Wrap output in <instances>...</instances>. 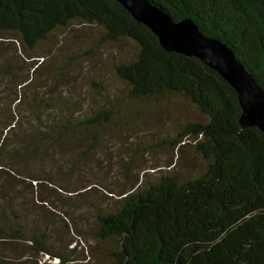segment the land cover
I'll use <instances>...</instances> for the list:
<instances>
[{
    "label": "trees",
    "instance_id": "16d2710c",
    "mask_svg": "<svg viewBox=\"0 0 264 264\" xmlns=\"http://www.w3.org/2000/svg\"><path fill=\"white\" fill-rule=\"evenodd\" d=\"M150 1L173 21L190 19L204 36L225 44L264 89V0ZM74 25L99 33L81 57L97 58L102 46L124 42L135 51L131 60L113 67L120 89L107 90L101 82L88 80L89 91L102 106L87 116L79 113L78 99L64 100L61 91L54 97L43 95L34 77L40 70L30 75L34 62L30 69L18 66L19 58L40 55L36 50L50 35L69 33ZM4 54L11 55L6 57L10 61L1 60ZM64 67L62 61L55 64L59 82ZM4 81L17 86L15 98L20 100L8 102L0 90V165L7 159L21 166L20 178H29L30 166L36 165L32 153L47 152L49 141L54 146L63 140L80 145L84 158H91L108 126L128 122L133 114L143 113V105L173 96L193 105L205 121L181 124L166 144L176 153L188 148L206 165L201 173L185 178L162 174L155 181L146 176L141 182H126L115 203L105 208L83 198L91 188L80 193L75 188L82 186L72 183L71 173L55 178L42 171L33 173L29 187L34 204L24 205L25 198L18 197L25 193L14 183L18 178L0 169V264H47L38 261L42 255L58 264H74L67 256L75 250L65 255L48 242H65V235L74 231L101 245L104 253H97V259L107 264H264V134L254 126L240 128L236 92L215 71L194 57L164 51L157 37L118 2L0 0V82ZM53 108L59 119L50 121L46 116ZM20 114L30 117L27 129L32 134L17 137L24 123ZM75 164L72 161L71 172ZM61 177L74 186L66 188ZM9 186L16 190L10 192ZM57 188L75 196L83 193L77 197L82 201L76 198L66 206L93 212L85 230L77 231L67 218L59 224L53 218L45 221L39 213L33 223L22 216V206L37 213V208L53 205ZM12 250L29 255L18 257Z\"/></svg>",
    "mask_w": 264,
    "mask_h": 264
},
{
    "label": "rangeland",
    "instance_id": "374dc122",
    "mask_svg": "<svg viewBox=\"0 0 264 264\" xmlns=\"http://www.w3.org/2000/svg\"><path fill=\"white\" fill-rule=\"evenodd\" d=\"M72 29L74 30H70L69 33L61 31L50 35L49 39L36 50V53L40 55H32L35 57L30 59L23 58V61L19 58L18 66L30 69V63L34 62L30 75L34 69L40 70L34 77L40 84L43 95L54 97L56 93L61 91L64 100L78 99L81 102L78 109L79 113L82 116H87L91 112H96L102 106V102L89 91L88 80L94 79L99 83L101 82L107 90L111 88L120 89L122 84L118 82L113 67L120 61L131 60L135 51L131 44L124 42L118 46H102L103 48L98 50L97 58L81 57V54L91 47L92 40L99 33L95 29L90 30L80 25H74ZM86 33L89 36H82ZM10 56L4 54L1 60L10 61L6 58ZM57 61H62V64L65 63V75L61 82L58 81L59 77L56 75L60 71L55 69ZM40 67L42 68L40 69ZM16 88L17 86L7 81L0 82L1 92L8 96V102H14V104L20 98V96L15 98ZM163 100L143 105L140 107L143 113L140 115L133 114L128 122H122L119 126H108L104 138L101 140V145L92 154L91 158H84L80 145L73 147L66 140H63L61 144L58 143L54 146L49 141L47 152L41 153L39 150L32 153V164L36 165L30 166L29 178H20L17 174L22 169L21 166L17 167L15 163L9 164L7 159L0 165V169L5 170V174L13 173V177L18 178V182L14 183L17 188L25 193L23 196L18 197L19 200L25 198V203L22 202L24 205L31 206L34 204V198L29 187L34 184L33 173L37 172L40 175L42 171L43 174L47 173V175L55 178L71 173L72 183L82 186L81 188L77 186L78 188L75 189H78L81 193L91 188L90 193H84L83 198L85 197L89 200L87 202H93L99 208L113 205L117 193L126 182H141L144 181L146 176L147 179L155 181L162 174H177L185 178L201 173L205 169V161L203 162L199 157L194 156L188 148L181 153H176V150H171L170 146L166 144V139L173 136L175 129L181 124L185 122H204L205 119L193 105L177 96ZM20 111L22 113V107ZM8 116L11 115L8 114ZM23 116L25 114L19 116V120L24 118V123L17 137L24 132L25 135L32 134V131L27 129L29 122H31L29 121L30 117ZM46 117L49 120L59 119L58 109L53 108L47 113ZM68 151L76 157L68 155ZM72 161L79 165L75 164L76 169H72L71 172L70 165ZM39 166L43 168L39 169ZM62 179L61 183H64L66 188L74 186L65 178ZM84 187L87 188L83 189ZM43 188L45 192V184ZM8 190L12 192L16 189L14 186H9ZM57 190L59 194L52 201L53 205H49L52 208L49 206L41 208L39 206L40 208H37V213H35L34 211H27L28 208L22 206L24 208L22 216L27 217V220H33V223L36 222L39 213L45 215V221H47V218H53L59 224L63 222L64 218H67L71 226L76 228L77 231L85 230L92 219L93 212L85 207L71 210L66 206V204H72V201L83 193L75 196V193L60 192L58 188ZM10 192L8 194H11ZM34 196H36L35 193ZM77 200L82 201L80 197ZM3 203L5 201L1 202V204ZM56 227L59 228V226ZM48 242L54 246L55 250H59L65 255L75 250L74 254L67 256L74 258V264H107L97 259V253H104L103 247L87 238L86 235H78L74 231V234L71 232L65 235V242L62 241L58 244L53 238H49ZM58 245L63 247L58 249ZM12 251L18 257L24 253L22 251H18V253L15 250ZM28 255L26 252L23 257H28ZM38 261L40 263L58 264L56 260L45 255L40 256Z\"/></svg>",
    "mask_w": 264,
    "mask_h": 264
},
{
    "label": "water",
    "instance_id": "95a60500",
    "mask_svg": "<svg viewBox=\"0 0 264 264\" xmlns=\"http://www.w3.org/2000/svg\"><path fill=\"white\" fill-rule=\"evenodd\" d=\"M132 18L146 26L160 47L194 57L215 71L236 92L241 129L256 127L264 134V89L247 72L235 54L222 42L204 36L190 20L175 22L150 0H115Z\"/></svg>",
    "mask_w": 264,
    "mask_h": 264
},
{
    "label": "bare ground",
    "instance_id": "6f19581e",
    "mask_svg": "<svg viewBox=\"0 0 264 264\" xmlns=\"http://www.w3.org/2000/svg\"><path fill=\"white\" fill-rule=\"evenodd\" d=\"M200 31V30H199ZM248 72V71H247ZM250 74V73H249ZM251 75V74H250ZM252 76V75H251ZM253 77V76H252ZM254 79V78H253Z\"/></svg>",
    "mask_w": 264,
    "mask_h": 264
}]
</instances>
